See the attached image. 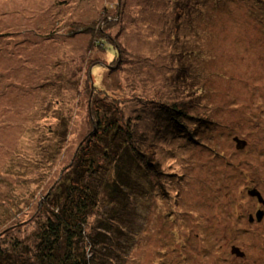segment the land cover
<instances>
[{
	"label": "rangeland",
	"instance_id": "obj_1",
	"mask_svg": "<svg viewBox=\"0 0 264 264\" xmlns=\"http://www.w3.org/2000/svg\"><path fill=\"white\" fill-rule=\"evenodd\" d=\"M104 7L117 19L108 35L129 49L120 65L114 53L88 51L90 36L70 32L74 21L100 20ZM0 33V202L6 192L20 194L11 212L0 205V231L16 226L8 232L23 245L37 241L47 220L40 198L90 131L93 84L107 101L125 104L137 144L154 164L138 156L123 179L112 163L97 161L92 179L123 188L118 195L102 188L77 245L97 264H224L197 218L207 217L215 198L264 196V0H0ZM188 50L190 68L176 60ZM92 64L88 87L76 83ZM143 97L182 102L206 122L193 130L184 116L186 129L173 126L166 114L142 112ZM249 206L237 211L256 210ZM240 238L241 252L264 260L255 235L244 245Z\"/></svg>",
	"mask_w": 264,
	"mask_h": 264
},
{
	"label": "trees",
	"instance_id": "obj_2",
	"mask_svg": "<svg viewBox=\"0 0 264 264\" xmlns=\"http://www.w3.org/2000/svg\"><path fill=\"white\" fill-rule=\"evenodd\" d=\"M249 7L253 15L261 14L262 12L261 9L258 11L259 8L254 7V5H249ZM110 13L111 10L104 7L102 9V17L98 21H92L90 22L91 24L74 21L71 23L70 32L74 36H90V40L87 42L88 51L102 52V50H107L114 53L115 64L120 65L121 62L124 63V60L128 58L127 52L129 49L124 46V43L117 42L115 38L108 35V31L113 29V24H117L116 16L112 19L108 18V16L110 17ZM161 27L163 26L161 25ZM2 36H6V34L0 33V38ZM166 40L168 41V39ZM98 41L104 42L103 49L102 46H99ZM186 52L176 60L178 63H184L188 60L189 65L186 67L190 68L193 60L190 58V50ZM96 64L98 63L96 62ZM92 66L93 64L88 68L87 65L84 71L76 74L75 82L83 85L87 82L88 87V82H91L90 78L94 70ZM80 79L82 81L79 82L78 80ZM90 92L91 98L88 109L90 131L85 140L79 145L69 168L65 169L64 172L61 171L49 191L40 198L38 212L46 216L47 220L38 225L37 241L30 246L27 244L23 245L18 239V232L17 237H15L16 231L13 233L8 232L9 229H14L16 226L1 230L0 264H97L95 261L89 259L90 257H88L89 255L85 247L77 245L83 239V223H85L95 204H98L102 188H110L113 195L120 194L123 188L119 187V183L121 182L119 180L113 182L114 184L110 183L99 186L92 179V172L95 169L97 161L102 160L112 163L116 168L117 175L123 179L124 175L130 172L138 156L145 159L147 166L151 165L148 163H153L150 154L141 149L137 144L136 140L139 137H137V133L131 126L132 121L130 118L128 120L130 113L125 108V104L118 105L114 100L107 101V92L104 91L101 97L96 92L93 84L90 86ZM156 98L151 97L148 99L143 97L148 106L141 111L148 112L149 109H152L155 112L166 114L173 126H181L184 129H186L183 126L186 125L185 121L180 122L181 117L184 116L190 117L189 120L194 122L190 124L193 130H196L200 123L206 122L205 119L194 117L191 114L189 116L187 108L182 102H165ZM134 110L136 109L129 111L132 112ZM65 130V128L58 130V141L64 140ZM185 133L188 137L192 136V133H189L187 130ZM87 139L91 142L88 143ZM193 140L195 141L196 139ZM0 180L4 179L0 178ZM16 180L17 183L22 182V179ZM2 197L4 200L0 202V205L2 207L7 206V213H9L13 210L9 208L10 200L15 201L20 197V194L11 191L10 193L6 192ZM0 215H2V212ZM104 232L102 231L103 234ZM76 240L77 242L75 243ZM82 243H84V239ZM6 244H9L8 249L2 251L1 249ZM9 254L11 261L4 260L5 257L8 258Z\"/></svg>",
	"mask_w": 264,
	"mask_h": 264
},
{
	"label": "flooded vegetation",
	"instance_id": "obj_3",
	"mask_svg": "<svg viewBox=\"0 0 264 264\" xmlns=\"http://www.w3.org/2000/svg\"><path fill=\"white\" fill-rule=\"evenodd\" d=\"M257 192V191H256ZM249 193V192H248ZM259 196L248 195L243 201L241 198L235 201L226 200L219 201V198H215L212 202V211L207 212V217H198L197 220H204L201 224L205 223L204 232L208 235L204 237V242H213L215 245H211L210 251L217 252L221 250L224 264H236L238 261L240 264H264L263 253L259 254V261L257 259L249 258L247 254L241 252V247L235 245L241 237L242 245L247 241L244 237L249 238L250 234L255 235L261 242L260 249H254L255 251H263L264 246V196L258 192ZM250 204V208L256 209L254 212H250L247 215L237 211L242 204ZM196 222V226L198 227ZM262 233V234H261ZM254 251V252H255Z\"/></svg>",
	"mask_w": 264,
	"mask_h": 264
},
{
	"label": "water",
	"instance_id": "obj_4",
	"mask_svg": "<svg viewBox=\"0 0 264 264\" xmlns=\"http://www.w3.org/2000/svg\"><path fill=\"white\" fill-rule=\"evenodd\" d=\"M234 141L237 143V148H241L242 146L245 145V143L242 141L240 142L237 137L234 138ZM249 195L259 196V193L254 190V191H250Z\"/></svg>",
	"mask_w": 264,
	"mask_h": 264
},
{
	"label": "bare ground",
	"instance_id": "obj_5",
	"mask_svg": "<svg viewBox=\"0 0 264 264\" xmlns=\"http://www.w3.org/2000/svg\"><path fill=\"white\" fill-rule=\"evenodd\" d=\"M161 243V239L159 240V244ZM160 246V245H159ZM165 255H167L166 253H165Z\"/></svg>",
	"mask_w": 264,
	"mask_h": 264
}]
</instances>
